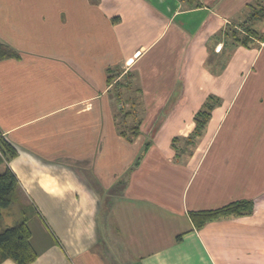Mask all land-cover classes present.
I'll return each mask as SVG.
<instances>
[{
	"label": "crops",
	"instance_id": "obj_1",
	"mask_svg": "<svg viewBox=\"0 0 264 264\" xmlns=\"http://www.w3.org/2000/svg\"><path fill=\"white\" fill-rule=\"evenodd\" d=\"M200 2L0 0V39L19 53L0 60V128L31 264H264V21L249 18L263 0ZM245 21L263 34L249 47L228 32ZM117 69L141 101L134 140L115 118ZM211 98L207 136L174 146ZM238 199L253 213L190 217Z\"/></svg>",
	"mask_w": 264,
	"mask_h": 264
},
{
	"label": "trees",
	"instance_id": "obj_2",
	"mask_svg": "<svg viewBox=\"0 0 264 264\" xmlns=\"http://www.w3.org/2000/svg\"><path fill=\"white\" fill-rule=\"evenodd\" d=\"M190 7L200 6V0H180ZM250 19L264 21V0L258 3V6L252 5L250 8ZM251 21V20H250ZM250 21L242 22L238 27H231L228 31L233 38L234 44L251 46L255 38L262 39L263 34L259 33L251 26ZM17 50L12 48L0 39V60L18 57ZM121 73L116 70L108 75V82L112 83ZM129 86L128 82L116 80L113 86V92L117 98L116 122L120 128V132L129 140H134L140 133L141 119L136 116L137 109L141 106V101L135 99H124L123 89ZM120 102L122 104H120ZM130 105L126 106L125 103ZM215 101L211 98L206 101L202 109L195 116V128L186 138L175 137V142L185 140L187 145H194L203 134L206 125L211 117L212 109ZM129 119L133 122L130 123ZM150 142L146 143L148 148ZM187 145L179 149V154L187 151ZM178 154V155H179ZM17 155V149L14 145L4 137L0 128V164L6 163L5 168L0 171V264L6 259H11L17 264H31L38 257V251L32 243V230L28 218V206L25 203V197L22 188L16 176V173L7 164L9 160ZM139 160V159H138ZM139 161H137L138 163ZM24 199V200H23ZM15 203L21 205L22 217L11 225L3 224V213L6 209L11 208ZM254 211L253 199H238L231 201L222 206L190 211V217L197 228L204 227L208 222L228 218L232 216L250 215Z\"/></svg>",
	"mask_w": 264,
	"mask_h": 264
},
{
	"label": "rangeland",
	"instance_id": "obj_3",
	"mask_svg": "<svg viewBox=\"0 0 264 264\" xmlns=\"http://www.w3.org/2000/svg\"><path fill=\"white\" fill-rule=\"evenodd\" d=\"M121 73L123 74V72L121 71ZM119 74V77L120 78H117L118 80L119 79H121V80H125L121 75L122 74ZM129 122L130 123H132L133 122V120L132 119H129ZM205 136H207V133H206V131H203V134L201 135V137H205ZM222 137H223V134L221 133V134H219L218 136H214L211 140L212 141H219V140H221L222 139ZM0 171H2V170H0ZM16 205H13L11 208H9L8 210L9 211H12L13 213H15L16 214V207H15ZM12 215H14V214H12ZM4 219L5 220H7L8 219V216L6 217H4ZM123 252V251H122Z\"/></svg>",
	"mask_w": 264,
	"mask_h": 264
}]
</instances>
